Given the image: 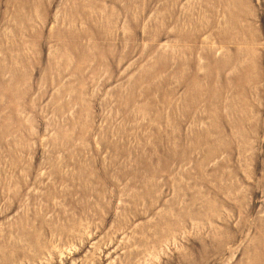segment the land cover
Segmentation results:
<instances>
[{
  "label": "rangeland",
  "instance_id": "rangeland-1",
  "mask_svg": "<svg viewBox=\"0 0 264 264\" xmlns=\"http://www.w3.org/2000/svg\"><path fill=\"white\" fill-rule=\"evenodd\" d=\"M0 264H264V0H0Z\"/></svg>",
  "mask_w": 264,
  "mask_h": 264
}]
</instances>
